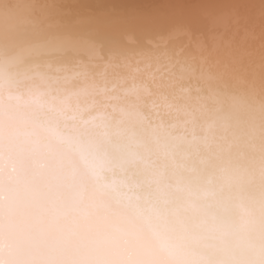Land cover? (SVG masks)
Masks as SVG:
<instances>
[{
    "label": "water",
    "instance_id": "obj_1",
    "mask_svg": "<svg viewBox=\"0 0 264 264\" xmlns=\"http://www.w3.org/2000/svg\"><path fill=\"white\" fill-rule=\"evenodd\" d=\"M134 2L0 0V87L7 82L46 106L80 110L91 99L88 80L102 68L124 73L129 62L160 51L153 45L161 39L179 34L169 54L195 72L181 82L187 93L177 104L190 114L200 155H248L245 172L257 199L264 193V0ZM137 132L148 149L141 155L158 167L197 159L160 155L162 141Z\"/></svg>",
    "mask_w": 264,
    "mask_h": 264
},
{
    "label": "clouds",
    "instance_id": "obj_2",
    "mask_svg": "<svg viewBox=\"0 0 264 264\" xmlns=\"http://www.w3.org/2000/svg\"><path fill=\"white\" fill-rule=\"evenodd\" d=\"M0 133L5 160H24L47 193L49 217L59 220L27 244L6 233L3 264H264V223L252 196L241 193L206 215L174 212L194 199L177 184L197 189L187 167L169 170L117 152L79 109L41 106L6 82ZM209 163L205 175H218L222 165Z\"/></svg>",
    "mask_w": 264,
    "mask_h": 264
},
{
    "label": "snow or ice",
    "instance_id": "obj_3",
    "mask_svg": "<svg viewBox=\"0 0 264 264\" xmlns=\"http://www.w3.org/2000/svg\"><path fill=\"white\" fill-rule=\"evenodd\" d=\"M178 38L179 34H169L168 38L161 39L159 45H153L154 48L159 47L160 51L149 52L138 57L134 63L129 62L124 73L105 67L88 80L85 71L84 78L88 80L85 95L91 99L80 111L82 114L89 113L87 122L100 130L117 152L126 153L134 161L139 159L143 163L148 162L140 152L142 148L148 151L147 145L142 143L137 130L151 136L155 142L164 141L172 152L184 145L182 159L188 160L192 155L197 159L191 166L182 163L179 168L187 167L192 179L197 182V189L193 192L190 184L178 183L177 191L186 192L188 197L194 199L178 204L174 212L191 209L206 215L207 209L213 207L225 209L234 198L241 195L243 185L250 181V177L244 171L229 167H220L218 175L213 171L205 175L211 164L208 157L200 155L198 145L202 141L189 128L192 123L190 114L177 104L179 94L187 93V89L181 87V82L186 75L195 72L189 64L169 54L170 44ZM118 67L114 65L113 69ZM33 98L41 106L44 105L39 95ZM181 115L185 118L181 119ZM165 116L175 117L176 121L166 125ZM188 148L192 151L188 152ZM216 156H219V152ZM46 201L47 193L36 179L30 178L24 160H12L11 157L5 160L0 138V242L7 233L18 245L27 244L33 234L50 230L54 223L59 226L58 219L54 222L49 217ZM257 211L264 223V193ZM248 215L251 212H245L241 228L249 223L246 218ZM212 219H215L214 214ZM0 264H3L2 259Z\"/></svg>",
    "mask_w": 264,
    "mask_h": 264
},
{
    "label": "bare ground",
    "instance_id": "obj_4",
    "mask_svg": "<svg viewBox=\"0 0 264 264\" xmlns=\"http://www.w3.org/2000/svg\"><path fill=\"white\" fill-rule=\"evenodd\" d=\"M121 3H129V6H133V4L135 3L134 0H119ZM148 1H154V0H148ZM140 4L139 1H137V5L138 6ZM35 88V87H34ZM209 138H212V136H209ZM167 149L165 151H160V155L164 154V156L166 155V157L172 159V160H175V159H178L182 156V153L183 151L185 150V148L183 150H178L176 152H172L170 150V147L169 146H166ZM188 151V150H187ZM245 154V153H243ZM208 157V159L210 161H212L213 163H216V162H219L222 167H229V168H232V169H239L241 171H244L245 172V165H247V159H248V155L245 154L244 155H240V156H237V155H234V154H230V152L228 151H220L219 152V156L217 157L216 156V152H209L206 154ZM264 157V156H263ZM264 160V158H263ZM194 163V162H192ZM192 163H188L187 165L188 166H191ZM198 168L200 167L198 164L196 165ZM179 167V166H178ZM262 193L263 192H259L258 193V196H257V199H255V188L253 187V184L250 183V182H247L243 185V188H242V194L245 196V197H248V196H252L253 197V208L257 211L258 208H259V204H260V201H261V197H262ZM258 212V211H257Z\"/></svg>",
    "mask_w": 264,
    "mask_h": 264
}]
</instances>
